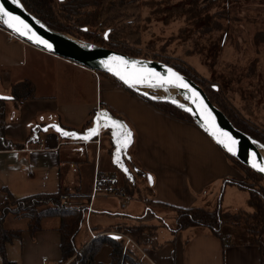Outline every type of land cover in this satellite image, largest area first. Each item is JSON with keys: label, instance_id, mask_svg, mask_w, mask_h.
I'll return each mask as SVG.
<instances>
[{"label": "crops", "instance_id": "0c3cea01", "mask_svg": "<svg viewBox=\"0 0 264 264\" xmlns=\"http://www.w3.org/2000/svg\"><path fill=\"white\" fill-rule=\"evenodd\" d=\"M26 83L33 86V97ZM0 99L5 100V141L19 145L6 150L0 142V204L6 198L3 189L19 199L55 194L62 188L75 194V198L65 195L71 205L87 207L93 176L99 171L115 175L120 187L132 189L127 192L129 197L137 195L138 200L131 198L122 209L120 198L96 197L89 217L85 215L80 243L86 244L92 240L91 234L97 236L115 225L143 223L158 226V232L164 227L158 234L157 250L141 248L144 258L140 260L146 264H261V251L253 237L236 224L222 225V240L206 230L176 234L170 230L175 225L172 207L211 208L220 188L223 191L230 185L225 181L242 178L196 125L157 111L107 74L95 78L89 69L21 40H10L2 29ZM96 115L119 121L126 126L123 133L131 131L126 148L102 125L99 134L88 141L54 129L84 134L92 128ZM89 121L88 128L80 132ZM137 170L141 176L136 175ZM43 226L34 234L26 231V224L11 229L22 233L5 245L9 264H42V260L59 264L57 221L46 219ZM110 235L126 240L118 233ZM110 253L111 247L103 246L95 264H108Z\"/></svg>", "mask_w": 264, "mask_h": 264}, {"label": "trees", "instance_id": "16d2710c", "mask_svg": "<svg viewBox=\"0 0 264 264\" xmlns=\"http://www.w3.org/2000/svg\"><path fill=\"white\" fill-rule=\"evenodd\" d=\"M18 1L27 13L39 19L53 30L65 33L75 39L86 37V39L81 38L80 40H85L90 44L98 45L130 57L158 61L151 57H143L140 53L141 51L138 49L134 48L135 50H128L124 47L114 45L112 42L108 41L109 38L105 40L102 33L99 36L103 44H99L98 42L89 39L90 26H96L97 30L104 32L106 30H111V23L101 19L103 17L101 14L107 9V7L113 10L131 3V5L134 6V9H140L137 0ZM147 2L148 1L142 3L146 4ZM155 3L159 6L157 7V11L160 12L163 9L161 7V1H155ZM183 10L185 11V9ZM150 13L154 14L155 11H151ZM106 14L107 15L104 16L105 18L108 17V13ZM132 22V20L128 21V23ZM121 27L125 26L122 25ZM159 62L169 65L180 74L196 83L205 92L210 102L226 116L237 130L249 135L264 145V131L254 127L248 120L239 115L228 100L221 96L219 92H216L214 87L208 84L205 79L199 78L191 69L184 67L181 63L176 61ZM26 84L32 95L34 91L33 86L30 83ZM123 88L130 94L152 106L157 111L183 122L195 125L193 119L188 114L177 108L165 102L147 99L124 86ZM31 97H33V95ZM14 100L18 101V98H14ZM4 103L5 100L0 99V142L1 148L8 150L17 148L19 145L12 143L8 144L5 141L3 134V128L5 125ZM112 115L113 117H116L114 114ZM90 124L91 121L87 122L83 130L80 132L86 130ZM224 155L232 165L236 168L238 167L242 169L245 173L243 181L230 179L225 181V183L235 185L240 190L247 192V204L250 208L249 212L243 210L238 211L239 220L233 222V224L242 227L248 235L253 237L255 244L261 251V264H264V178L253 170L243 166L226 153H224ZM136 175L141 176L142 174L137 170ZM126 190V192H133L131 188H127ZM3 191L6 195V198L0 204V255L2 256L3 264H9L4 254L5 245L10 243L13 239L20 238L22 233L21 230H11L4 227V222L8 216L14 217L17 220H26V231L30 234L41 231L44 227V220H56V230L60 235L59 250L61 260L59 261V264H95L96 255L105 245L111 247L110 262L108 264H142L140 260L141 255L137 249L129 244L125 247L126 240L123 237L103 233L114 232L123 235L132 240L139 248L157 250L160 247L158 240V226L143 223L135 225H115L111 228H107L102 234H97L96 238L90 240L86 244L80 243L81 234L85 231L86 207L71 205L60 199L62 195L75 198V194H70L67 190L61 188L55 194H39L16 199L7 190L3 189ZM221 200L222 191L214 208L172 207V210L175 213V225L170 229L171 232L176 234L189 229L206 230L214 237L222 240L221 228L224 218Z\"/></svg>", "mask_w": 264, "mask_h": 264}, {"label": "rangeland", "instance_id": "374dc122", "mask_svg": "<svg viewBox=\"0 0 264 264\" xmlns=\"http://www.w3.org/2000/svg\"><path fill=\"white\" fill-rule=\"evenodd\" d=\"M137 1L140 9H134L131 3L113 10L107 7L101 19L111 23V30L104 32L90 26L89 39L103 44L99 35L108 32L107 39L114 45L128 50L138 49L143 57L181 63L205 79L239 115L246 120L250 118L251 124L263 131L264 0ZM146 1V4L142 3ZM155 1H161L163 9L160 12ZM106 13L107 18L104 17ZM129 20L134 23H128ZM80 39L76 40L86 42ZM91 148L93 150L94 146ZM236 169L242 178L235 180L243 181L245 173L238 167ZM222 193L223 224L232 225L239 220L237 210L250 211L246 204L248 194L235 185H226ZM131 198L138 200L137 195L129 197V202ZM215 205L216 200L211 208ZM7 218L4 222L7 229H17L26 223V220L11 216ZM163 228L159 229V235ZM131 242L129 244L141 254V248Z\"/></svg>", "mask_w": 264, "mask_h": 264}, {"label": "water", "instance_id": "95a60500", "mask_svg": "<svg viewBox=\"0 0 264 264\" xmlns=\"http://www.w3.org/2000/svg\"><path fill=\"white\" fill-rule=\"evenodd\" d=\"M0 5H3L7 12H10L12 15L17 16L21 20H23L31 28L32 32L35 33L33 39H28L27 36H21L18 32L14 31L12 28H9L8 25L5 24L2 19H0V26L4 28L8 33L15 36L17 39L35 49L56 56L63 60H67L85 69L107 74L121 83L124 87L136 92L141 96H144L147 99H150L152 101L165 102L188 114L193 119L195 125L220 150H222L230 157L234 158L243 166L253 170L255 173L264 178V172H261L259 170L260 167L264 166L259 164L257 161L258 159L264 160V145L259 143L249 135H246L237 130L226 118V116L210 102L205 92L196 83L180 74L174 68L163 62L134 58L124 54H120L98 45L76 40L65 33L53 30L39 19L27 13L18 0H16V2H14V0H7L6 2L5 0H0ZM29 35H31V33H29ZM107 35L108 32L104 35L105 39L107 38ZM36 37L47 41V43L51 45V48L37 43ZM75 41L84 43L87 45V47L76 45L74 43ZM113 57H124L128 61H138L139 63L135 66L136 68H143L145 70L151 69L156 73H159V77L151 80L152 84L157 83L160 78H171V73L174 72L180 77H183L184 82L189 85V89L177 88L172 85L164 84L163 86H161L165 95L164 98L160 99L152 92L144 94L143 92H140L133 87H129L121 79H119L117 75L114 74L118 62L111 59ZM105 61H107L108 64L113 67V71L108 70V68L103 63ZM169 69L171 70V72H169ZM139 84H148V82L146 81L145 83H138L135 85ZM153 97H155V99ZM189 101H194L196 103V106H188L186 103ZM111 121L112 120L109 118L96 115L93 119L92 128L99 129L100 125H102L108 130L114 141H119L122 146L126 148L129 141L125 136H123L124 129L111 126ZM106 122L109 126H105ZM54 129L57 131V127H55ZM61 130L62 131L57 132L63 134L64 130ZM113 132L117 133L115 137L113 136ZM224 133H226L227 136L223 135ZM75 134L76 135L73 136L75 139H82L81 137L88 134V130L84 134ZM95 136L96 135H93L91 138H94ZM88 140L89 139L85 141ZM218 141H223V143H220ZM233 141L235 143H233ZM225 145H227V147ZM228 148H231L232 151H229ZM119 152L120 150L118 149L117 154H119Z\"/></svg>", "mask_w": 264, "mask_h": 264}, {"label": "snow or ice", "instance_id": "6c2138e0", "mask_svg": "<svg viewBox=\"0 0 264 264\" xmlns=\"http://www.w3.org/2000/svg\"><path fill=\"white\" fill-rule=\"evenodd\" d=\"M16 2V0H14ZM0 19L3 20L5 24L8 25L9 28H12L14 31L18 32L21 36H27L28 39H33L35 36V33L32 32L31 28L19 17L12 15L10 12H7L3 5H0ZM22 26V27H21ZM31 33V35H29ZM36 42L43 44L44 46L51 48V45L47 43V41H44L40 39L39 37H36ZM115 61H117L116 71L114 72L115 75L119 77L125 84H127L129 87H133L135 84L138 83H145L148 82V86L155 87V86H163L164 84L172 85L177 88H185L189 89V85L186 84L183 80V77H180L178 74L172 72L171 78H160L157 81V84L153 85L151 83V80L154 78L159 77V73H156L154 70H145L143 68H136L135 66L139 63L138 61H128L124 57H113L111 58ZM105 66L108 68L109 71H113V67L108 64L107 61L103 62ZM169 72L171 70L169 69ZM198 96V94H197ZM155 99V97H153ZM105 126H109L106 122ZM111 126L113 127H119L121 129L126 128L125 125H122L119 121L112 120ZM47 131V129H44ZM57 131H62L59 127H57ZM98 128H92L88 130V134L81 137L82 139H91L93 135H98ZM63 135H71L75 136V133H68L63 132ZM117 135L116 132H113V136L115 137ZM223 135L227 136L226 133ZM123 136H125L128 141H131L132 133L131 131H127L123 133ZM220 143H223V141H218ZM233 143H235L233 141ZM227 147V145H225ZM229 151H232L231 148H228ZM255 167V165H254ZM259 170L261 172H264V167H260ZM127 171V170H125ZM151 179V178H150Z\"/></svg>", "mask_w": 264, "mask_h": 264}, {"label": "built area", "instance_id": "2783aa9c", "mask_svg": "<svg viewBox=\"0 0 264 264\" xmlns=\"http://www.w3.org/2000/svg\"><path fill=\"white\" fill-rule=\"evenodd\" d=\"M0 29L4 30L8 36L9 39H17L15 36H13L12 34L8 33L4 28H2L0 26ZM92 74L95 76V78H98L100 74H102L101 72L98 71H94L91 70ZM42 143V142H41ZM40 143V147H43V145ZM98 196H107V197H116V198H120L122 200V204H121V208L124 209L129 201V196L126 193L125 189L119 186V181L118 178L115 175L112 174H103L99 171H95L94 176H93V180H92V184H91V189H90V193H89V204L86 207V216L89 217V214L91 212L92 209V202L94 201V199ZM61 200H66L67 196L63 195L60 197ZM86 226L88 228V218L86 217ZM91 238L94 239L96 238L95 234H91ZM127 243H132L130 239L126 240ZM140 253L142 254V258H144V252L140 251ZM42 264H44L45 260L41 261ZM142 264H146L145 262H143V260H141Z\"/></svg>", "mask_w": 264, "mask_h": 264}, {"label": "bare ground", "instance_id": "6f19581e", "mask_svg": "<svg viewBox=\"0 0 264 264\" xmlns=\"http://www.w3.org/2000/svg\"><path fill=\"white\" fill-rule=\"evenodd\" d=\"M6 1L7 0H5V2ZM74 43L76 45L87 47L86 44L81 43V42L79 43V42L75 41ZM155 84H157V83H155ZM155 84H153V85H155ZM133 88L137 89L140 92H143L144 94H148V93L152 92L160 99L165 97L161 86L150 87V86H148V84H139V85H134ZM186 104L188 106H191V107H195L196 106V103L194 101H191V102L189 101ZM257 161H258L259 164L264 166V160L263 159H258Z\"/></svg>", "mask_w": 264, "mask_h": 264}, {"label": "flooded vegetation", "instance_id": "af4514ba", "mask_svg": "<svg viewBox=\"0 0 264 264\" xmlns=\"http://www.w3.org/2000/svg\"><path fill=\"white\" fill-rule=\"evenodd\" d=\"M104 38H105V37H104ZM105 40H107V38H106ZM249 119H250V118H247L248 121H249ZM250 120H251V119H250ZM251 121H252V120H251ZM249 122H250V121H249ZM252 122H253V121H252ZM250 123H251V122H250ZM261 130H262V129H261ZM263 131H264V130H263Z\"/></svg>", "mask_w": 264, "mask_h": 264}]
</instances>
